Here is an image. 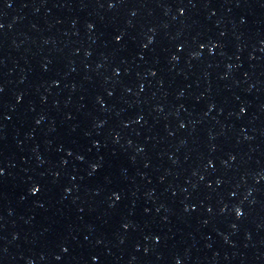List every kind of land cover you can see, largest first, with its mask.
Returning <instances> with one entry per match:
<instances>
[{"label":"water","instance_id":"1","mask_svg":"<svg viewBox=\"0 0 264 264\" xmlns=\"http://www.w3.org/2000/svg\"><path fill=\"white\" fill-rule=\"evenodd\" d=\"M0 264H264V0H0Z\"/></svg>","mask_w":264,"mask_h":264}]
</instances>
